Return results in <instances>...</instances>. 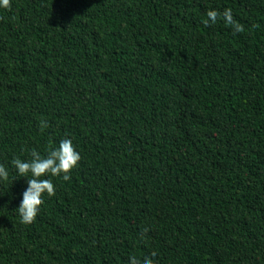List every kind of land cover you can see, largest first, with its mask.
<instances>
[{"label":"trees","instance_id":"obj_1","mask_svg":"<svg viewBox=\"0 0 264 264\" xmlns=\"http://www.w3.org/2000/svg\"><path fill=\"white\" fill-rule=\"evenodd\" d=\"M65 138L24 225L11 161ZM0 164V264H264V0H11Z\"/></svg>","mask_w":264,"mask_h":264},{"label":"clouds","instance_id":"obj_2","mask_svg":"<svg viewBox=\"0 0 264 264\" xmlns=\"http://www.w3.org/2000/svg\"><path fill=\"white\" fill-rule=\"evenodd\" d=\"M11 0H0V7L10 8ZM208 19L204 20L205 26L215 24L218 18L223 19L226 26H230L233 34L244 31L243 26L238 23L232 15L231 9H225L221 14L215 10L207 12ZM48 125L41 122V127ZM81 155L76 150L70 139H63L56 147H50L46 154L33 148L30 153V159L22 160L14 158L11 161L12 167L16 170L17 177L27 180V188L22 193V199L19 207L16 209L21 223L30 225L35 222L40 208L44 203V197H53L56 194V187L49 177L62 178L64 181L71 179V173L79 166ZM9 178L7 168L0 164V181L6 182ZM156 253L142 258L135 255L129 257V264H154L153 257Z\"/></svg>","mask_w":264,"mask_h":264}]
</instances>
